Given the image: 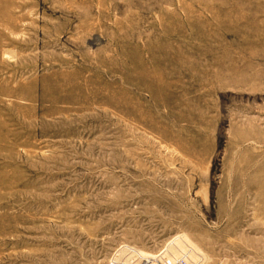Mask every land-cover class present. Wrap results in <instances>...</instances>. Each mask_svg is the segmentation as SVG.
<instances>
[{"label": "rangeland", "instance_id": "rangeland-1", "mask_svg": "<svg viewBox=\"0 0 264 264\" xmlns=\"http://www.w3.org/2000/svg\"><path fill=\"white\" fill-rule=\"evenodd\" d=\"M263 184L264 0H0V264H264Z\"/></svg>", "mask_w": 264, "mask_h": 264}, {"label": "built area", "instance_id": "built-area-1", "mask_svg": "<svg viewBox=\"0 0 264 264\" xmlns=\"http://www.w3.org/2000/svg\"><path fill=\"white\" fill-rule=\"evenodd\" d=\"M159 257H116L110 260L108 264H160ZM180 264V263H177ZM183 264V263H181Z\"/></svg>", "mask_w": 264, "mask_h": 264}, {"label": "crops", "instance_id": "crops-1", "mask_svg": "<svg viewBox=\"0 0 264 264\" xmlns=\"http://www.w3.org/2000/svg\"><path fill=\"white\" fill-rule=\"evenodd\" d=\"M261 192H262V195H261V197H262V206H263V210H264V184H263V186L261 188Z\"/></svg>", "mask_w": 264, "mask_h": 264}, {"label": "bare ground", "instance_id": "bare-ground-1", "mask_svg": "<svg viewBox=\"0 0 264 264\" xmlns=\"http://www.w3.org/2000/svg\"><path fill=\"white\" fill-rule=\"evenodd\" d=\"M258 78V77H257ZM245 80V79H244Z\"/></svg>", "mask_w": 264, "mask_h": 264}]
</instances>
